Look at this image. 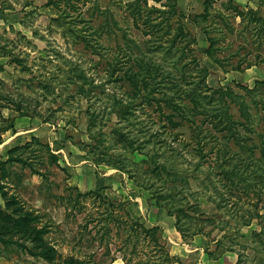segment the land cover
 Listing matches in <instances>:
<instances>
[{
    "label": "rangeland",
    "instance_id": "rangeland-1",
    "mask_svg": "<svg viewBox=\"0 0 264 264\" xmlns=\"http://www.w3.org/2000/svg\"><path fill=\"white\" fill-rule=\"evenodd\" d=\"M117 1L100 4L116 5L111 9L124 27ZM203 1L179 0L178 9L199 14ZM224 1L213 6L223 10ZM232 2L264 19V0ZM61 9L46 0H0V79L5 92L19 94L31 114L3 112L14 126L0 142V264H124L123 255H131L130 249L119 251L120 238L101 242L95 223L84 228L94 209L91 200L77 201L76 194L89 191L121 203L146 228L158 227L169 254L181 264H264V153L258 141L264 133V63L255 59L264 58V44L255 43L253 24L245 27L229 17L234 32H214L220 65L203 54L206 35L194 24L187 26L197 39L194 55L208 70L206 86L227 88L251 115L246 131L237 128L240 144L212 131L220 140L206 137L201 159L190 140L191 123L176 119L175 128L165 126L156 104L142 95L134 98L119 78L123 65L134 64L119 52L125 49L122 40L96 34L100 19L73 22ZM75 28L84 30L87 43H79ZM129 33L146 51L138 33ZM214 99L243 122L229 97L215 94ZM33 138L59 158L58 165H37L47 178L5 163L10 149ZM151 156L164 164L161 177L151 173ZM228 168L230 180L220 176ZM171 211L186 216L184 239ZM131 258L129 264H137L145 255Z\"/></svg>",
    "mask_w": 264,
    "mask_h": 264
},
{
    "label": "trees",
    "instance_id": "trees-1",
    "mask_svg": "<svg viewBox=\"0 0 264 264\" xmlns=\"http://www.w3.org/2000/svg\"><path fill=\"white\" fill-rule=\"evenodd\" d=\"M46 1L47 5L55 6L58 9H61L60 3H63L64 8L61 9V15L66 20L91 24L100 19L94 27L96 34L101 32L106 36L113 37L114 41L116 38L122 40L125 49L119 47V52L121 51L124 59L132 61L134 64L131 63L132 66L128 68L123 65L122 75H118L119 78L121 77L127 84L134 98L142 95V100L146 103L148 101L150 104H156L159 113L158 121H162L165 126L175 128L176 119L191 123L194 130L190 140L196 145L193 150L197 154H202L201 159L204 157L202 150L207 145V142L206 144L202 142L206 137L211 138L210 142L220 140L218 137H212V131L220 134L221 139L232 140L234 144H240L243 141V136L239 134L237 128L241 126L246 131L250 127L251 115L246 110L244 102L234 97L227 88L226 91H222L221 88L213 90L206 86L205 79L208 70L198 63L194 55L192 47L197 45V39L189 33L187 26L194 24L206 35L208 46L203 54L215 64L220 65L221 62L216 57L218 48L214 32L233 33L234 28L228 22L229 17L239 19L240 24L245 27L253 24L252 29L258 37L255 43L264 44V19L258 16L255 10L242 11L233 4L232 0L222 2L220 4L222 10L213 6L215 0H204L201 13L184 15L178 9L179 0H124L125 2L118 0L116 3L118 8L122 7L125 14V17L122 18L125 26L121 27L115 18V12L111 9L112 7L117 9L116 5L109 3L103 7L100 0ZM88 4H91L87 10L89 13L83 11ZM221 25L222 28H219ZM260 28L262 29L260 30ZM131 30L136 31L138 36L143 39L146 51L142 50L137 45V41L131 37L129 33ZM83 31L77 28L74 30L78 36L76 39L81 41L79 43H87V37L82 33ZM222 35L225 37L226 34ZM132 45L138 54L134 55L131 52ZM158 59L161 62H157ZM255 59H262L264 63V58L257 56ZM133 65L137 67L135 70H131ZM1 88L0 142L2 133L13 129L14 126L13 119L3 116L5 110L14 111L21 117L31 116L30 110L23 105L20 95H11L5 92L4 83L0 79ZM215 94L229 97L231 103H234L241 113L243 122L233 120L232 115L228 112L229 106H224V103L215 100ZM34 113L36 114V112ZM197 118L200 119L196 121ZM258 141L262 145L261 152L264 153V133L259 134ZM223 147L226 149L225 145ZM223 153L225 152L223 151ZM150 160L153 165L152 175L161 177V174L165 172L164 164L152 156ZM58 161V156L51 152L47 144L44 145L33 138L23 146L10 149L5 163L20 165L22 169L27 168L33 175L47 178V173L42 172L37 165L50 167L58 165ZM113 166L117 169L121 168ZM221 172L222 178L230 180L229 168L221 170ZM80 198L92 201V207L97 217H93L94 213L87 214L84 228H87V224L95 223L93 227H98L96 233L100 235L101 242L104 240L109 242L112 237L120 238L119 251L125 253L130 249L128 254L131 256L145 255L144 259L137 260V264H181L177 258L169 254L158 227L146 228L142 223L131 218L121 203L111 200L99 191L79 192L76 194V200L78 201ZM172 206L175 207V205ZM173 213V211L168 212V215L175 217L177 229L184 239L183 228L186 216H180L181 212ZM131 256L126 258V253L123 255L124 264H129L132 261Z\"/></svg>",
    "mask_w": 264,
    "mask_h": 264
}]
</instances>
